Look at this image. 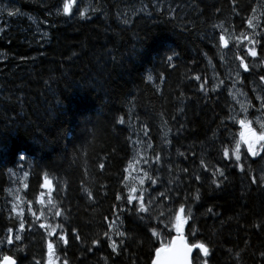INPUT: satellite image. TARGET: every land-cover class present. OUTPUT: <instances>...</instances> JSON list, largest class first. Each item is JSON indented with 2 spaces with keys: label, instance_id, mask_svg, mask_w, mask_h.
Returning a JSON list of instances; mask_svg holds the SVG:
<instances>
[{
  "label": "trees",
  "instance_id": "1",
  "mask_svg": "<svg viewBox=\"0 0 264 264\" xmlns=\"http://www.w3.org/2000/svg\"><path fill=\"white\" fill-rule=\"evenodd\" d=\"M63 3L0 0V238L10 227L21 235L0 251L47 264L51 241L53 264H152L177 234L167 208L183 204L186 241L210 248L199 264H264V152L252 157L242 145L243 171L223 157L243 131L229 119L245 117L242 105L253 129L264 124V48L247 56L244 40L264 44V0H75L67 15ZM144 171L157 183L141 186ZM45 179L55 208L41 199ZM132 187L146 190L149 212L117 221L132 206L115 196L126 200ZM60 235L68 244L57 248Z\"/></svg>",
  "mask_w": 264,
  "mask_h": 264
},
{
  "label": "snow or ice",
  "instance_id": "2",
  "mask_svg": "<svg viewBox=\"0 0 264 264\" xmlns=\"http://www.w3.org/2000/svg\"><path fill=\"white\" fill-rule=\"evenodd\" d=\"M75 2V0H64L63 3V13L64 14H70L72 11V7H73V3ZM253 11H255V9H253ZM18 12V10H17ZM16 13H14L13 11H8V15L12 16ZM80 16L83 17L85 15V13L83 11H81ZM248 27L249 28H253V20L249 19L248 20ZM237 40L239 41V37H237ZM244 40L247 41V45H245L247 47V56H251L253 58H256L258 56V52L256 49V45H261L262 48H264V44H261V40L260 39H256L255 36H253L251 39L248 36H244ZM219 41L221 44H224L225 46L227 45V41L225 39L224 35H220L219 37ZM250 45V46H248ZM223 58V57H222ZM169 61L172 60V56H169L167 58ZM236 59L239 60V65L238 68L243 69V71L245 73H247L249 71V64L245 62L246 57L245 56H241L238 55L236 56ZM264 62V61H261ZM237 78H239L240 73L237 72L236 73ZM148 80L152 79V76L149 75L147 77ZM261 81H264V76L260 77ZM203 87V85L201 86ZM257 99L261 100V109H264V96H257ZM250 104V102H249ZM242 111L245 112V117L244 118H238L237 116H230L229 119H231L234 123H239L241 125V128L243 129V131H241L239 133V140H235V135L232 134V139L235 140V144L234 147L229 148L228 146H224L223 147V157L225 159H227L229 157V155H234L235 156V162H236V166L239 167L241 169V171H243V164L241 163V146L245 145L247 148V154H250L252 157H260L261 153L264 152V124L260 125L261 130L259 132H257L255 129L252 128L251 126V121L247 119V108L243 107L242 105ZM123 121H121L122 123ZM223 123V122H222ZM225 130H228V126L224 125ZM231 143V142H230ZM148 147H152L151 144L148 145ZM180 155H184L183 153H181ZM20 159H25L24 156H21ZM157 160H159V156L156 157ZM143 163L145 165H148L150 163V161L148 159H144ZM203 163V161H202ZM227 166V165H226ZM100 168L103 169L104 168V164L100 165ZM125 171H127V169H125ZM184 171H187V169H185ZM219 173L220 177H223L224 179H226L225 177V172L223 169L221 168H216L215 171L213 172V176H216V174ZM128 177L125 176L124 180H127ZM145 179L149 180L151 182V184H156L157 180L154 179L150 174L149 171H144L143 173V177L139 178V184L142 186L145 183ZM197 180L201 179L200 176L196 177ZM259 180L264 183V174H262L259 177ZM51 182L48 181L47 179H45V184H50ZM213 184H216V187L219 188L221 187V184L216 180L213 179L212 180ZM257 183V178L253 177L252 178V184H256ZM85 192H87L88 196L91 197L93 194L91 191H89L88 189H84ZM153 191H155V189H153ZM138 192V195H136V193ZM145 195H146V190L143 188H140L139 191L136 187H132L129 190V193L126 197V200H124L122 198V194L121 193H117L115 196L116 201H119L121 203H126V205H131L132 208L131 209H126V208H120L119 209V215H117V221H119L120 219V215H122L124 213V211L128 210V211H136V212H149V208L146 207L144 200H145ZM161 197H164L165 194L164 193H160ZM196 199H200L199 193L197 192V195L195 197ZM187 199V197L185 198ZM133 201H137V204H134ZM51 203V201H50ZM53 208L56 207V205H52ZM118 206L114 205V214H115V209H117ZM29 211H31V208L28 209ZM51 210V209H49ZM12 212L16 211V207L15 205H13ZM185 211H189L186 210L183 206V204L180 205L179 208H167V212L174 214V228L175 231L177 233L176 236H173L171 238V241L169 242L168 246L165 247L163 244L161 245V247H157L155 249L156 252V259H154L152 261V264H189V254L192 253V250L198 249L199 252L193 256V261L194 264H199L200 261V253L203 254V257H209L210 256V248L206 243L203 242H196V243H192L191 245H189L188 243H185V237L182 233V227L184 225V223L186 222V217L182 216L181 214ZM209 211H211V209H209ZM33 215H35L33 213ZM56 216L61 215V212L59 210H57L55 212ZM164 216L165 213L164 212H160L158 216L154 217L155 219H157L160 223H164ZM27 218L25 217V220ZM105 219H107V217H105ZM141 219H144V217H141ZM40 228H45L46 225L41 223L39 225ZM58 227H63L62 225H58ZM109 227L111 228L112 225L110 224ZM168 227V224H165V228ZM25 228V222L24 220H21L19 223V229H24ZM53 231H55V229H53ZM75 231V230H73ZM153 236L158 235L157 230L155 227H153L151 229ZM13 229L10 227L7 229V235L4 238H0V244H4L5 242L8 245H12L13 244V240L15 241H21V235L16 234L15 236L12 235ZM170 234V233H169ZM49 235H51V232L49 233ZM117 235L123 237L125 235L124 232H117ZM104 236H106L108 238L109 244L108 246L111 247L112 251L114 253H116L118 251V247L119 245L117 244L116 241L112 240V237L109 235L108 232H104ZM76 239L79 240L80 236H76ZM60 242H63V244H68V240L65 238L64 235H60L57 242H56V247L59 248L60 246ZM98 241L94 240L93 243H97ZM121 244H123V240L120 241ZM47 250H48V259H47V264H53V258H52V253H53V247L54 244L53 242L49 241L47 243ZM24 249L23 248H17L16 252H23ZM89 251H91V249H89ZM261 256L264 257V253H261ZM0 264H21V258L19 256H14L12 254H8L7 252H3L0 251ZM35 264H43L42 261H35ZM64 264H68L67 259H65ZM202 264H209L208 259H204Z\"/></svg>",
  "mask_w": 264,
  "mask_h": 264
},
{
  "label": "rangeland",
  "instance_id": "3",
  "mask_svg": "<svg viewBox=\"0 0 264 264\" xmlns=\"http://www.w3.org/2000/svg\"><path fill=\"white\" fill-rule=\"evenodd\" d=\"M234 91L238 95V98L241 99V92L238 90L237 86L234 87ZM260 120H262V119H260ZM257 132H259V131H257ZM237 140H239V137H238ZM48 181H50V180H48ZM52 188H53L52 183L45 184V181H44L43 188H42V191H41V199H42V201L45 202L48 206H51V207H52V201H51V191H52ZM50 201H51V203H50Z\"/></svg>",
  "mask_w": 264,
  "mask_h": 264
},
{
  "label": "water",
  "instance_id": "4",
  "mask_svg": "<svg viewBox=\"0 0 264 264\" xmlns=\"http://www.w3.org/2000/svg\"><path fill=\"white\" fill-rule=\"evenodd\" d=\"M193 251H194V249L192 250V253L189 254V264H191V256H192V254H193ZM154 259H156V252H154V256H153L152 261H153Z\"/></svg>",
  "mask_w": 264,
  "mask_h": 264
},
{
  "label": "bare ground",
  "instance_id": "5",
  "mask_svg": "<svg viewBox=\"0 0 264 264\" xmlns=\"http://www.w3.org/2000/svg\"><path fill=\"white\" fill-rule=\"evenodd\" d=\"M233 39V38H232Z\"/></svg>",
  "mask_w": 264,
  "mask_h": 264
}]
</instances>
